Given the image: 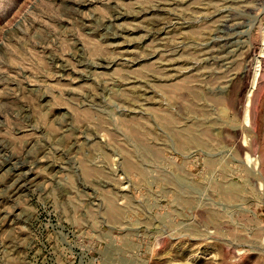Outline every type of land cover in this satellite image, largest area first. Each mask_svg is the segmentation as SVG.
Here are the masks:
<instances>
[{"label":"rangeland","instance_id":"rangeland-1","mask_svg":"<svg viewBox=\"0 0 264 264\" xmlns=\"http://www.w3.org/2000/svg\"><path fill=\"white\" fill-rule=\"evenodd\" d=\"M0 264H264V0H0Z\"/></svg>","mask_w":264,"mask_h":264},{"label":"bare ground","instance_id":"bare-ground-1","mask_svg":"<svg viewBox=\"0 0 264 264\" xmlns=\"http://www.w3.org/2000/svg\"><path fill=\"white\" fill-rule=\"evenodd\" d=\"M259 66V65H258ZM257 72H258V69L256 70V74H255V76L253 77V80H252V86H251V89H252V87L255 85V83H256V77H257ZM247 102H249V97H248V100H247ZM247 105V104H246ZM245 112H244V123L245 124H249V114H248V106H246V108H245V110H244Z\"/></svg>","mask_w":264,"mask_h":264}]
</instances>
